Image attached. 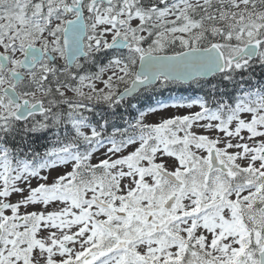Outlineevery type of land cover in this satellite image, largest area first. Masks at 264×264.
<instances>
[{"label":"snow or ice","instance_id":"6c2138e0","mask_svg":"<svg viewBox=\"0 0 264 264\" xmlns=\"http://www.w3.org/2000/svg\"><path fill=\"white\" fill-rule=\"evenodd\" d=\"M0 264H264V0H0Z\"/></svg>","mask_w":264,"mask_h":264}]
</instances>
